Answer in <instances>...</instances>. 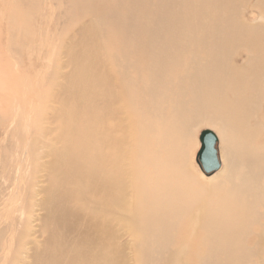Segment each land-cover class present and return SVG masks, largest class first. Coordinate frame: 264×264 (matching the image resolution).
<instances>
[{
  "label": "bare ground",
  "instance_id": "obj_1",
  "mask_svg": "<svg viewBox=\"0 0 264 264\" xmlns=\"http://www.w3.org/2000/svg\"><path fill=\"white\" fill-rule=\"evenodd\" d=\"M41 1L29 61H56L36 137L0 158V264H264L263 158L240 137L263 99L264 0ZM202 125L228 149L210 182L186 156Z\"/></svg>",
  "mask_w": 264,
  "mask_h": 264
},
{
  "label": "rangeland",
  "instance_id": "obj_2",
  "mask_svg": "<svg viewBox=\"0 0 264 264\" xmlns=\"http://www.w3.org/2000/svg\"><path fill=\"white\" fill-rule=\"evenodd\" d=\"M38 1L39 0H0V158L2 157L1 155H3L2 153L4 146L10 139L12 146H17L22 143L23 138H25L23 134H25L26 131V140L28 142L31 141L33 136L36 137L37 132L32 130V128L34 127L33 123L35 121V116L32 115V113L30 112L34 111L35 109H40V107H38L40 104L36 102L35 99L33 100L34 97L32 96L38 94V92H45L44 90H38L36 88V81H43V79L47 76V73L50 72L51 65H53L56 61L55 57H50L52 62L50 60L48 61L43 59L44 61L42 60V62H39L40 64L38 62L30 63L29 61L30 57H34L33 59H35V56L37 57L38 54L39 48L37 49L36 45L33 44L34 41L39 42L40 40H42L41 35L33 36V40L31 38H26L27 29L30 26H36L39 20V13L35 9V7L39 9L40 6L41 12L45 8L44 1H41V5H39ZM51 28L54 31L56 30L55 26L53 25ZM58 46L59 43H56V46L52 45L49 49L52 51L58 50ZM43 74L45 76L41 77ZM31 102L35 104L36 108L29 106ZM213 113L216 114L217 112L215 110L214 112H210L209 109H207L206 117L211 116V114ZM221 115H224V117H226L225 113H222ZM190 118L191 115H189L188 119ZM192 120L187 121L188 126L190 125V121ZM258 126L260 128H258ZM240 127V137L245 139L247 143L251 145V150L255 154H257V152L259 153L260 157L263 158L261 161H263L264 166V90L261 108L256 113L254 112V114L251 116L247 127ZM256 128L259 129L258 135H256L254 138L248 139L249 129L253 130ZM206 129L209 128L202 125L193 130L189 140L190 144L188 146L186 156L189 168L195 169V172L197 173V175H199V177H201V180H204L205 182H210L212 178L222 173L225 167L224 154H228V149H226V146H224V144L219 141L218 150L219 157L222 162V168L220 171L216 172L211 176L205 175L202 168L198 164L197 156L201 148L200 135L202 131ZM14 130H18L17 135L15 133V136H13ZM5 140L7 141L6 143ZM14 152H16V149L14 150ZM2 167L3 164L0 163V171L2 170ZM262 180L264 185V177L262 178ZM22 198L23 196L21 197V199ZM1 201L3 200H1L0 198V202ZM28 207L29 204L26 208ZM4 208H7L5 210L9 213V215H11V213H15L17 209L16 206H14L13 204L9 207L4 206ZM42 214L37 211L36 208L33 209L32 216L35 217V219L38 217L40 218ZM30 227L32 230H36L39 227V223H32ZM13 234L14 233L9 230L5 232L3 241L10 243V241L14 237ZM11 249L13 251L9 249L6 250V253L3 254H7V259L10 257V260L13 253L17 249V245H14L13 247H11ZM189 262L190 264H192L193 261L190 259Z\"/></svg>",
  "mask_w": 264,
  "mask_h": 264
},
{
  "label": "water",
  "instance_id": "obj_3",
  "mask_svg": "<svg viewBox=\"0 0 264 264\" xmlns=\"http://www.w3.org/2000/svg\"><path fill=\"white\" fill-rule=\"evenodd\" d=\"M218 142L215 132L209 129L202 131L200 135L201 148L198 152L197 161L208 176L221 169Z\"/></svg>",
  "mask_w": 264,
  "mask_h": 264
}]
</instances>
